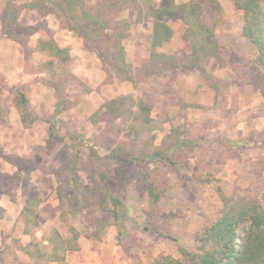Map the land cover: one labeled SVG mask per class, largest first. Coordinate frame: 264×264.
<instances>
[{
  "label": "rangeland",
  "instance_id": "rangeland-1",
  "mask_svg": "<svg viewBox=\"0 0 264 264\" xmlns=\"http://www.w3.org/2000/svg\"><path fill=\"white\" fill-rule=\"evenodd\" d=\"M32 1L0 0V264H34L25 248L40 255L36 264H150L159 256L180 258L181 250L194 249L195 235L221 209L218 187L264 208V95L258 86L259 79L264 83V65L252 62L255 48L242 36V13L231 0H206L202 14L205 23L216 24V39L227 51L225 67L208 59V78L187 67L190 48L182 39L183 23L165 19L173 36L159 51L175 56L178 67L136 85L117 79L45 10L48 4L44 13L26 7ZM84 1L90 8L101 2ZM146 1L155 8L163 2L128 0L119 16L129 23L122 44L134 70L149 58L152 21L143 20ZM8 2L20 8L16 26L3 20ZM40 39L67 48L69 61L48 69L52 58L38 47ZM54 81L62 83L67 106L58 115ZM16 90L25 93L38 118L29 128L15 108ZM130 96L149 107L145 127L128 112L120 118L108 115V103ZM109 107L112 111L114 105ZM77 135L83 138L71 140ZM184 140L190 144L174 148ZM91 148L96 157L89 156ZM154 150L181 169L144 159ZM73 151L80 154L81 167L75 173L81 193L77 205L70 199L66 166ZM144 172L163 191L155 207L149 204ZM109 193L123 202L121 234L105 210ZM27 205L31 214L22 213ZM25 219H30L27 234ZM71 229L79 233L78 250L49 262L51 234L68 239Z\"/></svg>",
  "mask_w": 264,
  "mask_h": 264
},
{
  "label": "trees",
  "instance_id": "trees-1",
  "mask_svg": "<svg viewBox=\"0 0 264 264\" xmlns=\"http://www.w3.org/2000/svg\"><path fill=\"white\" fill-rule=\"evenodd\" d=\"M136 0H134L135 2ZM206 0H191L187 3L176 4L173 0H163L159 7L155 8L146 1L145 17L143 20L152 21L151 42L148 61L134 70L126 61L123 40L126 38L129 23L120 19V11L128 4V0H101L95 8H90L84 0H34L26 7L36 9L40 13L45 10L54 15L56 20L76 34L86 46V49L96 53L98 57L108 66L112 74L121 81H128L136 85L139 80L145 77L160 75L165 71L174 70L178 67V61L173 55H166L159 49L169 42L173 31L165 22V19L178 18L183 23L182 39L189 44L190 56L186 60L189 68L196 69L205 78L209 77L205 62L213 59L219 67L227 65V51L221 46L215 36L216 24H207L202 19L203 4ZM211 1V0H210ZM236 11L242 13L243 25L242 36L245 37L255 48V57L252 62L256 65H264V0H231ZM212 2V1H211ZM45 4L48 7L45 9ZM211 6L213 4L211 3ZM45 9V10H44ZM20 8L11 2L6 3L2 17L10 24L16 26ZM141 14V13H140ZM38 47L47 51L52 58L46 63V67L52 70L55 63L64 64L69 61L67 48H60L51 40H39ZM212 79V78H211ZM215 81L216 79H212ZM51 88L56 94L54 113L60 114L67 107L62 96V83L59 81L50 82ZM260 91L264 95V83L258 80ZM15 108L19 114L22 125L26 128L32 126L38 118L30 111V103L22 90H16ZM129 101L130 105L126 104ZM133 97H122L117 101L108 103L105 107L108 115L113 118L131 116L136 122L145 127L150 122L149 107L143 100L135 102ZM114 105L112 111L109 105ZM134 108V109H132ZM96 114L94 117H96ZM92 122H97L92 118ZM49 123V122H48ZM50 134L52 129H49ZM83 138L74 136L71 140ZM187 140L175 143V149L188 146ZM236 144V143H235ZM96 151L90 149L89 156H97ZM115 157V155H113ZM117 158V156H116ZM144 159L148 161L163 162L176 169H181L177 161L165 156L161 151L154 150L147 153ZM80 154L73 151L70 162L66 164L69 169L72 192L70 199L73 204L79 202L81 195L80 183L75 178V173L80 170ZM118 164L124 165L122 159H116ZM120 162V163H119ZM146 179V194L149 204L152 207L158 205L163 191L151 180L149 173H143ZM221 209L210 225L195 235V247L193 250H181L180 258L171 256H159L150 264H264V208L252 200L242 197H229L219 187L216 189ZM109 204L106 208L111 224L115 226L118 233L123 229V202L118 194L109 193ZM30 204V203H28ZM74 205V206H76ZM73 205L71 204V207ZM32 213L30 205H27L22 213ZM30 213V214H31ZM62 211L60 217L64 219ZM30 219L24 221V232L27 234V225ZM37 222H34V227ZM79 233L71 229V236L63 239L57 231L50 236L51 248L47 256L49 262L61 261L67 252L78 250ZM38 246V244H35ZM34 264L37 263L40 255L36 256L35 251L30 248L23 249ZM38 248H36V252ZM36 260V261H35Z\"/></svg>",
  "mask_w": 264,
  "mask_h": 264
}]
</instances>
